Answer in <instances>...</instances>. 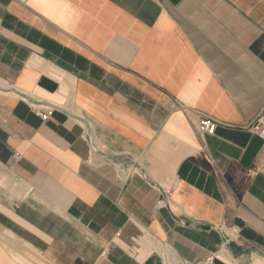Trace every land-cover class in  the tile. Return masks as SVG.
<instances>
[{"label": "crops", "instance_id": "crops-1", "mask_svg": "<svg viewBox=\"0 0 264 264\" xmlns=\"http://www.w3.org/2000/svg\"><path fill=\"white\" fill-rule=\"evenodd\" d=\"M259 117L264 0H0V264H264Z\"/></svg>", "mask_w": 264, "mask_h": 264}, {"label": "built area", "instance_id": "built-area-1", "mask_svg": "<svg viewBox=\"0 0 264 264\" xmlns=\"http://www.w3.org/2000/svg\"><path fill=\"white\" fill-rule=\"evenodd\" d=\"M36 103V102H35ZM31 103V106L35 113L40 116L43 120H47L51 118L53 112L59 108V105L56 104H39V103ZM181 108L184 110V106H181ZM217 127V122L207 116H203L199 119L198 123L194 127V131L198 136H202L203 134L209 133L212 134L215 132ZM252 131L259 136L264 138V120L263 117H259L252 125L251 127ZM123 166V164L121 165ZM125 174L127 172H124ZM162 193L164 194V197L158 199L157 206L162 207L166 206L168 203L167 198L170 196L171 191L170 190H164L162 189ZM233 232H236V229H233ZM200 264H214L213 256H209L201 261Z\"/></svg>", "mask_w": 264, "mask_h": 264}]
</instances>
